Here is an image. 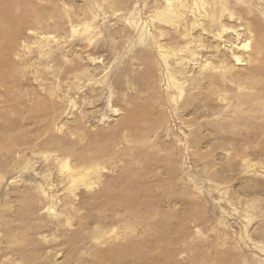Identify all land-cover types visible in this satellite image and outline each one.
I'll return each mask as SVG.
<instances>
[{
    "label": "rangeland",
    "instance_id": "374dc122",
    "mask_svg": "<svg viewBox=\"0 0 264 264\" xmlns=\"http://www.w3.org/2000/svg\"><path fill=\"white\" fill-rule=\"evenodd\" d=\"M0 264H264V0H0Z\"/></svg>",
    "mask_w": 264,
    "mask_h": 264
}]
</instances>
